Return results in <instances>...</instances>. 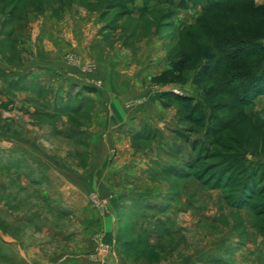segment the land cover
<instances>
[{"label": "rangeland", "instance_id": "1", "mask_svg": "<svg viewBox=\"0 0 264 264\" xmlns=\"http://www.w3.org/2000/svg\"><path fill=\"white\" fill-rule=\"evenodd\" d=\"M208 9L0 0V264H264V94L199 77L225 32ZM117 91L134 135L100 128Z\"/></svg>", "mask_w": 264, "mask_h": 264}, {"label": "trees", "instance_id": "2", "mask_svg": "<svg viewBox=\"0 0 264 264\" xmlns=\"http://www.w3.org/2000/svg\"><path fill=\"white\" fill-rule=\"evenodd\" d=\"M207 1L209 9L206 12L219 13L222 16L221 21L213 23L212 26H223L225 32L219 34V36L223 35V38H215L211 33L204 34L203 38L209 39L211 50L218 52L219 59L215 57L216 60L212 61L210 58L209 75L206 76V72H203L199 77L209 79L214 76L212 78L216 79L218 85L223 84L230 88L237 83H242L244 89L239 96L234 93L232 97L235 100H242L245 104H251L254 97L264 94V42L256 41V37L251 35L258 30L257 28L264 29V7H257L255 4L257 0ZM236 12L237 16H235ZM230 30L233 31L232 35L229 33ZM226 48H232L236 53L229 55L225 53ZM196 83L198 85V82ZM165 97L173 102L183 100L172 93ZM250 100L251 103H249ZM196 110L198 112V108Z\"/></svg>", "mask_w": 264, "mask_h": 264}, {"label": "crops", "instance_id": "3", "mask_svg": "<svg viewBox=\"0 0 264 264\" xmlns=\"http://www.w3.org/2000/svg\"><path fill=\"white\" fill-rule=\"evenodd\" d=\"M115 93L116 94H114V95L116 96V101L114 103H112L111 105H107L108 108L107 107L105 108V110L109 113L112 111L111 114H113V116H110V118H109L110 123H107V125H104V126L102 125V126H100V128L113 129L115 127L119 128V127L124 125L123 126L124 129H127L130 135L131 134L134 135L140 129H139V127H136L135 125L132 124L134 122L131 123V119H130L131 117L126 112V109L123 106V102L120 100L121 95H119L118 91ZM168 93H172V91H166L165 92V94H168ZM105 95H106V93H105ZM161 95L163 96L164 92ZM149 107L150 108H148V110L150 112H154L155 114L158 112L161 113L160 110L158 109L159 107L157 105H154V103H153V105L150 103ZM132 127H135V129ZM131 129H134L135 131H132ZM117 137L118 138H116V139L121 140V138H123L124 136L118 135ZM114 139L115 138L113 137V140ZM109 141H111V140H108V142ZM111 142L114 143L113 141H111ZM96 152H98V150H96ZM97 155H99V152ZM97 157L98 156H96L95 159H98ZM108 233H110V234H108ZM112 233H113V227L109 226L106 229V234H108L106 236H110V235L112 236ZM80 253H81V251H80ZM80 253L79 254L74 253V254H68V255L62 256L60 259L53 261L52 264H128L129 263L126 259H124V260L120 259V255L117 253L110 254V252L109 253L101 252L100 255H98L99 257H97L96 256L97 254H94L95 248L88 251L87 257L86 256L84 257L83 254H80Z\"/></svg>", "mask_w": 264, "mask_h": 264}]
</instances>
